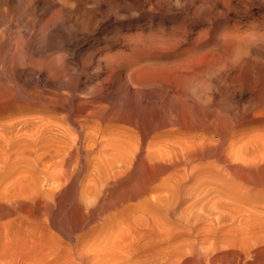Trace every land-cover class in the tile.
Segmentation results:
<instances>
[{
	"label": "rangeland",
	"instance_id": "rangeland-1",
	"mask_svg": "<svg viewBox=\"0 0 264 264\" xmlns=\"http://www.w3.org/2000/svg\"><path fill=\"white\" fill-rule=\"evenodd\" d=\"M215 2L218 11L244 12L230 11L228 23L264 34L261 0ZM17 24L0 27L6 39L22 31ZM182 45L161 61L150 56L147 87L122 85L101 103L112 121L101 126L104 136L128 130L137 139L150 129V163L123 161L119 142H90L63 160L65 146L11 143L0 126V264H99L110 243L94 240L91 228L121 223L173 228L176 245H211V258L199 264H264V37L239 52L215 33L193 50ZM203 79L206 101L187 89ZM53 120L74 137L70 125ZM89 128L100 139L99 127ZM138 185L145 194L118 203Z\"/></svg>",
	"mask_w": 264,
	"mask_h": 264
},
{
	"label": "bare ground",
	"instance_id": "bare-ground-1",
	"mask_svg": "<svg viewBox=\"0 0 264 264\" xmlns=\"http://www.w3.org/2000/svg\"><path fill=\"white\" fill-rule=\"evenodd\" d=\"M216 4L215 0H0V27L16 20L21 24L13 27L22 28L15 31L14 41L0 31V118H8L0 126L12 136L9 142L15 138L34 146L62 145L63 160L74 156L73 148L90 142L100 146L119 142L123 161L150 163V129L142 130L137 139L128 136V130H121L119 138L104 136L108 129L101 126L112 121L101 114V103L122 85L131 91L147 87L154 64L150 56L161 61V54L177 52L185 40L193 50L215 33L236 52L252 40H263L264 34L254 26L243 30L238 23L227 22L233 9L244 12L227 6L218 11ZM44 16L49 20L36 30ZM143 77L149 81L144 83ZM187 89L194 97L209 99L207 79ZM53 119L70 125L74 137ZM90 125L99 127L100 139L87 133ZM141 179L143 185L150 182L149 175ZM137 187L118 203L146 193L145 186ZM91 232L94 240L110 243L104 247L109 255L100 257L99 264H185L190 257L197 258L192 264H199V259L211 258L213 249L198 242L176 245L177 231L155 224L102 225Z\"/></svg>",
	"mask_w": 264,
	"mask_h": 264
}]
</instances>
